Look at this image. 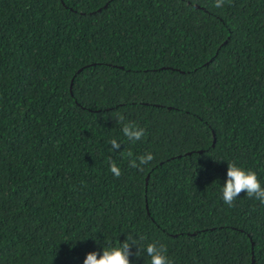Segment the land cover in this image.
I'll use <instances>...</instances> for the list:
<instances>
[{
  "label": "trees",
  "instance_id": "trees-1",
  "mask_svg": "<svg viewBox=\"0 0 264 264\" xmlns=\"http://www.w3.org/2000/svg\"><path fill=\"white\" fill-rule=\"evenodd\" d=\"M227 162L264 186V0H0V264L129 236L132 264L152 242L171 264H264V204L223 202Z\"/></svg>",
  "mask_w": 264,
  "mask_h": 264
},
{
  "label": "clouds",
  "instance_id": "clouds-1",
  "mask_svg": "<svg viewBox=\"0 0 264 264\" xmlns=\"http://www.w3.org/2000/svg\"><path fill=\"white\" fill-rule=\"evenodd\" d=\"M224 4L225 0H215V7L218 9L223 7ZM122 132L129 140L133 141L140 140L145 134L143 128L127 123L123 125ZM110 144L113 150H117L120 147L117 139H112ZM153 159V154L147 152L131 160L130 164L134 168H139L148 165ZM109 170L114 176L118 177L120 175V168L115 163L110 165ZM242 191L249 197H254L261 204H264V186L261 185L255 171L237 165L234 162H227L226 176L220 190L223 202L231 206ZM130 244L137 246V241L129 236L119 244L102 245L99 252L96 250L87 252L84 256L83 264H132L129 259L130 254H133L130 253ZM138 251L137 246V251L133 255L138 256ZM144 251L150 259V264H171L166 248L163 245L156 242L148 243L144 246Z\"/></svg>",
  "mask_w": 264,
  "mask_h": 264
}]
</instances>
